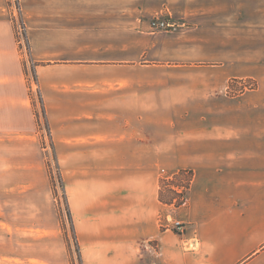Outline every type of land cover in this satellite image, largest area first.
<instances>
[{
    "label": "crops",
    "instance_id": "1",
    "mask_svg": "<svg viewBox=\"0 0 264 264\" xmlns=\"http://www.w3.org/2000/svg\"><path fill=\"white\" fill-rule=\"evenodd\" d=\"M118 7L147 29L151 18L141 17L188 11L195 24L264 33V0L51 1L44 28L28 34L32 57L45 63L38 84L84 263L264 264V71L252 103H228L233 72L167 70L190 61L166 59L165 44L160 60L135 63L132 37L86 34L112 30ZM160 44L149 41L141 56ZM45 152L14 29L0 19V264L67 255L45 196ZM181 171L193 176L170 212L161 180Z\"/></svg>",
    "mask_w": 264,
    "mask_h": 264
},
{
    "label": "rangeland",
    "instance_id": "2",
    "mask_svg": "<svg viewBox=\"0 0 264 264\" xmlns=\"http://www.w3.org/2000/svg\"><path fill=\"white\" fill-rule=\"evenodd\" d=\"M51 1L54 2L55 0H0V19L9 21L14 29L22 65L25 74L28 76L32 99L35 103L38 134L40 135L43 148L46 149V169L51 186L46 191L45 196L47 201H50V199L52 201L53 208L51 216H53V225L63 234L66 244L67 255L65 254L61 264H85L80 243L82 258L78 252V244L76 243L72 226L67 216L62 189L61 178L63 177L61 175L60 159L51 138V127L47 114V119L45 117L46 108L38 84L36 68L38 65L45 63H37L32 57V48L28 34L32 28H44L49 19L48 15L51 11ZM124 10L118 7L117 12L119 14L110 18V29L113 28L112 30L102 29L101 31H92L86 34L91 35L94 40H100L102 42H106V40H123L132 37L134 44L131 56L127 55V57H130L135 63L145 62L146 64L144 65H148L150 61L160 60L162 57L160 54L162 50L161 45L165 44L166 49L169 51L164 54V56L166 55V59L190 61L176 68H167V70L186 72L200 71L209 73L213 77H220L225 71L233 72L230 75L231 77L226 90L228 103H238L240 101L245 104L252 103L253 93L250 92L258 88V81L254 78L255 73L264 71V66L260 65L264 61V45L262 43L264 33L258 32L250 24L246 25V28L242 31L237 30L235 25L227 26L233 27V29L226 31L220 23H209L206 25L195 24L193 16L190 13L188 14V11L180 15L158 13L150 17H141L140 19L147 20L156 15L166 16L179 26L175 32L153 33L147 29V24L138 22L137 12L134 11L132 19H129L128 17L125 18L123 14ZM101 19V24H104V22L109 23L108 17L102 16ZM210 20H219V17H211ZM151 40L161 42L160 46L152 49L154 52L150 51L149 55L141 56L143 51L149 49L148 42ZM225 41H227V47L224 46ZM224 58L229 59V63ZM34 69L36 70V76L33 73ZM47 124H49V127H47ZM164 176V179L167 180V178L173 175L170 172H166ZM177 183L180 185L181 182L178 181ZM170 198L168 194H164V200L166 202H169ZM180 202H182V198L177 197L172 207H166V209L172 212L175 210V204ZM43 249L44 246H41L40 250ZM22 252H26L24 251V245H22ZM20 258L21 260L6 257L5 262H19L22 264H50L51 262L40 261L35 258L28 259V257L23 255Z\"/></svg>",
    "mask_w": 264,
    "mask_h": 264
},
{
    "label": "trees",
    "instance_id": "3",
    "mask_svg": "<svg viewBox=\"0 0 264 264\" xmlns=\"http://www.w3.org/2000/svg\"><path fill=\"white\" fill-rule=\"evenodd\" d=\"M33 73L36 76V70L35 69H34ZM44 110H45V108H44ZM45 117H46V113H45ZM46 119H47V117H46ZM47 127H49V124H47ZM192 176H193V173L190 171H181V172L175 174L171 180L162 179L161 184H160V201L167 206H171L172 204H174L173 202H174V200H176L177 197H181L182 202L175 204L176 208L181 207L183 205L185 199H186V192L190 187ZM185 177H186V179H185ZM61 180H62V189H63V195H64V201H65L67 216H68V219L71 223L76 243L78 244V252L80 254V257L82 258L81 252H80L78 236H77V232H76V228H75V224H74V220H73V215L71 212L69 199H68L65 187H64L63 178H61ZM178 181L181 182L180 185H178V183H177ZM164 187L166 188L165 190H164ZM177 188L181 189L182 191L179 192L177 190ZM165 193L168 194L169 197H171L169 202H166L164 200V194Z\"/></svg>",
    "mask_w": 264,
    "mask_h": 264
},
{
    "label": "built area",
    "instance_id": "4",
    "mask_svg": "<svg viewBox=\"0 0 264 264\" xmlns=\"http://www.w3.org/2000/svg\"><path fill=\"white\" fill-rule=\"evenodd\" d=\"M148 28L153 33L154 32H168L169 33V32L177 31L179 26L177 25L176 22L172 21V19H170L169 17L156 15L149 20ZM171 179L172 177L167 178V180H171ZM177 190L179 192L182 191L181 189H178V188ZM172 228L177 234L183 235L187 231V224L182 221L176 220L173 222Z\"/></svg>",
    "mask_w": 264,
    "mask_h": 264
}]
</instances>
